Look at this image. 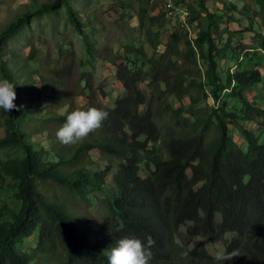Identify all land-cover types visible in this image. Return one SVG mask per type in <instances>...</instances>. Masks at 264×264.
Masks as SVG:
<instances>
[{
    "label": "trees",
    "instance_id": "16d2710c",
    "mask_svg": "<svg viewBox=\"0 0 264 264\" xmlns=\"http://www.w3.org/2000/svg\"><path fill=\"white\" fill-rule=\"evenodd\" d=\"M32 1L37 13L63 5L84 50L80 60L72 62L73 57L59 48L60 60L53 63L29 52L27 73L37 74L51 99L43 116L23 101L22 90L34 88L32 83L19 85L18 75L0 56L2 77L17 85L15 103L23 106L9 114L0 109V149L16 151L0 160V176L13 182L8 189L15 205L0 203V264H42L43 260V264H108L106 252L117 240L137 238L146 243L148 236L155 241L149 264H215L204 238L223 239L224 252L239 250L241 257L225 264H264V141L249 131L264 116V108L245 97V90L264 82V53L262 61L245 67L254 60L249 51L244 52L247 48L233 46L217 31L223 17L242 23L233 12L247 21L245 32L253 31L264 0L223 1L220 15L207 12L203 0L197 1V10L188 11L181 4L190 12L188 22L197 20L192 40L178 14L174 20L164 17L165 10L153 16V6H144L149 0H114L123 16L135 11L149 54L141 42L134 45L132 40L117 47L105 44L99 50L97 39L90 37L94 24L89 17L83 21L67 0ZM242 2L246 4L238 7ZM247 4L256 6L253 16ZM203 11L205 22L198 18ZM169 20L178 26L171 29L158 54L161 31ZM22 21L18 18L0 31V53L1 41ZM254 34L258 41L253 47L264 51V33ZM193 54L199 60L198 77L191 73ZM111 56L126 93L107 107L97 99L90 69L95 61ZM217 59L232 60L235 70L223 69ZM200 66L205 67L204 81ZM142 82L149 88L148 96L138 86ZM205 86H210L208 94ZM82 96H87V103L80 106L74 99ZM200 97L208 103L228 97L232 103L212 105L208 112L206 107L195 110ZM65 107L64 113L56 112ZM89 107L107 110L109 118L82 142L61 144L56 133L67 115ZM29 119L41 123L49 148H36L29 139L25 126ZM211 125L215 128L209 129ZM92 149L99 154L95 169ZM45 181L59 184L67 198L43 193L40 184ZM78 204L87 209L79 213ZM182 224L180 242L175 233ZM226 233L232 236L224 238ZM29 237L35 238L30 252L19 247ZM195 237L201 239L188 246ZM54 247L61 251L51 254Z\"/></svg>",
    "mask_w": 264,
    "mask_h": 264
},
{
    "label": "rangeland",
    "instance_id": "374dc122",
    "mask_svg": "<svg viewBox=\"0 0 264 264\" xmlns=\"http://www.w3.org/2000/svg\"><path fill=\"white\" fill-rule=\"evenodd\" d=\"M51 0H38V2H48ZM69 5L79 14L80 18L84 21L86 17H89L92 23L95 26L94 32L91 34L92 39H97L98 49L101 50L102 46L105 44H110L112 47H117L120 43H124L127 40L134 41V45H138L140 42L143 44V50L149 54L151 49L146 42L144 41L143 35L140 33V28L137 27V18L135 16V11H131L130 15H122L121 8L119 7L118 2L114 0H67ZM198 0H178L177 4H182L187 9L192 7L193 9H198ZM223 1L231 2L232 0H203L205 7L208 8L209 13H215L217 15L221 14V10L223 5ZM165 2V3H164ZM172 1L169 0H149V3H144V6L147 8H152V14L158 15L160 12L164 13V17L167 18L170 16L171 20H174L176 14L169 10L173 4ZM224 4V3H223ZM246 3L242 2L238 7L242 8ZM249 7V14L253 16V11L256 9L254 4H247L246 8ZM189 11V10H188ZM206 12L203 11L198 16L199 20L203 22L206 21ZM259 15L261 17L255 18V29L253 31L245 32L244 28L247 26V21L241 15L237 14V12H233V15L237 19V22L241 21L239 25L232 20L223 17V20L218 22L217 31L223 35V37L229 38L232 45L243 48H247L244 52L249 53V57L254 58L252 62L246 63L245 67H249L254 63H259L262 61V56L264 51H262L259 47L253 45L257 44L258 37L254 34V32L264 33V10H260ZM190 15L185 9L181 13L180 17L177 19H187V16ZM18 18H22L23 21L17 27V31L15 30L12 34L1 41L2 51L0 56L3 60L7 59L8 64L10 65L12 71L18 75V83L19 85L25 84L26 82L32 83L31 85L34 87L31 89L26 88L22 90V98L25 103L31 104V109L36 115L43 116L49 110V103L51 101L49 93L44 87L41 85L38 76L33 71L27 73L28 68L25 65V59L27 58L30 51H34L40 55V58L44 61L53 63V60L58 58L59 48L62 50H66L68 55L73 57L72 62L77 60L83 55V43L82 38L79 37L76 32L70 27L66 18L65 7L63 5H59L54 8V10L37 13L35 12L34 2L32 0H0V31L6 29L12 22H15ZM252 18V17H251ZM171 20L166 21L163 30L161 31V35L159 38V43L156 47L157 53H162L164 44L168 40V35L171 32L173 27H176V23L174 24ZM196 21L194 20L192 23L188 24L187 29L185 30L188 33V38L190 40L193 39L192 32L196 30ZM215 23H212L211 31L215 29ZM88 31V30H85ZM215 35V34H214ZM89 36V35H88ZM215 37V36H214ZM145 42V43H144ZM220 44H218L219 46ZM182 49L183 47L180 46ZM190 57V56H189ZM196 56L193 54L191 59L196 62L191 61V73L194 74L195 77H198V65L199 60L195 58ZM220 66L224 69L226 66H230L231 70H235V65L232 60L225 59H217ZM10 61V63H9ZM22 63V64H21ZM198 64V65H197ZM94 67L91 72L94 75L93 79V90L96 93L97 99L105 106L112 107L114 101L118 97H122L125 95V90L122 86V83L116 78L115 75V67L113 65V57H109L103 60H97L93 64ZM201 67V66H200ZM205 67L202 66L200 68L201 79L204 81L203 71ZM25 73V74H24ZM0 78L2 77L0 70ZM74 81V78H73ZM138 86L147 94L149 92V88L146 86V82L139 83ZM210 86H205L204 92L206 94L209 93ZM191 93L195 94L194 88H190ZM199 95L202 96V92H199ZM245 97L249 101H254L257 105L264 108V82L258 83L256 85L251 86L249 89L245 90ZM173 99L169 101L172 103ZM231 105L232 100L228 97H221L216 102H213L212 99H209V103L206 101V98L200 97L199 101L194 105L195 110L207 108V112L210 111L212 105H220L225 102ZM74 102L80 106H83L87 103V96L76 97ZM188 97L184 99V104L188 105L189 103ZM177 105V104H176ZM65 108L56 110L57 113H64ZM192 119V118H191ZM41 123L37 122V120H26L25 126L28 131L29 139L34 143V146L49 148V142L46 140L45 132L41 130ZM161 125V124H160ZM214 125H211L209 129H214ZM249 131H253L255 135L259 136V140L264 141V116L260 119L259 123H252L249 126ZM209 134L211 131H208ZM2 129L0 127V137L2 136ZM232 138L234 141H237V136L232 134ZM245 145H243V148ZM16 151L11 149H0V160H4L10 155H15ZM89 155L91 157V161L94 162L92 167L95 169L99 162L98 160V151L96 149H92L89 151ZM48 157V156H46ZM189 174L190 171L187 170ZM46 183H41V191L47 195L65 197L67 198V192L62 190L54 181H45ZM13 182L8 178H3L0 176V203L5 202L10 207H15L12 200V192L8 189V187H12ZM56 192V194H55ZM79 213H83L85 206L78 204L75 206ZM93 214L96 215L95 210L91 209ZM215 218L219 220V215L216 214ZM186 223H188L186 221ZM185 224L179 225L178 230L176 231L177 240L183 242L182 237L184 236ZM232 235L230 233H226L224 238H229ZM201 238L195 237L189 243L188 246H193L197 243ZM203 242L211 254H215L217 251H225V244L223 239H203ZM35 245V238L29 237L25 238L24 241L20 242L19 247L23 250L31 251V247ZM61 250L59 247H54L51 250V254L59 253ZM55 257V256H54ZM51 259V256H49ZM41 262V261H40ZM45 260H43V263ZM42 263V264H43ZM37 264V263H36Z\"/></svg>",
    "mask_w": 264,
    "mask_h": 264
},
{
    "label": "clouds",
    "instance_id": "9594fccd",
    "mask_svg": "<svg viewBox=\"0 0 264 264\" xmlns=\"http://www.w3.org/2000/svg\"><path fill=\"white\" fill-rule=\"evenodd\" d=\"M186 23H189L187 19ZM16 86L9 79L0 78V109L7 114L13 110L20 111L23 107L15 103L17 99ZM108 118L107 110L96 107L72 111L58 129L56 137L65 146L74 145L101 128L103 122ZM154 244L155 241L151 236L146 237V243L137 238H121L116 241L115 247L106 252L108 264H149L152 259L151 248ZM238 257H241V253L239 250L233 249L230 252L217 251L213 259L215 264H225L226 261L230 262Z\"/></svg>",
    "mask_w": 264,
    "mask_h": 264
},
{
    "label": "built area",
    "instance_id": "2783aa9c",
    "mask_svg": "<svg viewBox=\"0 0 264 264\" xmlns=\"http://www.w3.org/2000/svg\"><path fill=\"white\" fill-rule=\"evenodd\" d=\"M169 1H172V6H171V8H173L174 9V13L175 14H178V17H180V15H181V13L183 12V10H184V7L183 6H181V4H177V3H174V0H169ZM186 10V9H185ZM187 11V10H186ZM188 12V11H187ZM179 21L181 22V23H183V24H185L186 26H188V24L186 23V20H182L181 21V19L179 18Z\"/></svg>",
    "mask_w": 264,
    "mask_h": 264
},
{
    "label": "bare ground",
    "instance_id": "6f19581e",
    "mask_svg": "<svg viewBox=\"0 0 264 264\" xmlns=\"http://www.w3.org/2000/svg\"><path fill=\"white\" fill-rule=\"evenodd\" d=\"M172 3V2H171ZM189 10V9H188Z\"/></svg>",
    "mask_w": 264,
    "mask_h": 264
}]
</instances>
